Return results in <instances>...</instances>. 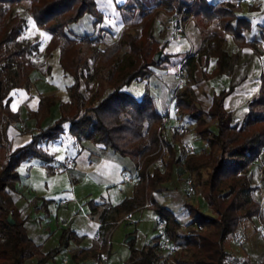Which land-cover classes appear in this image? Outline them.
<instances>
[{
    "label": "trees",
    "instance_id": "1",
    "mask_svg": "<svg viewBox=\"0 0 264 264\" xmlns=\"http://www.w3.org/2000/svg\"><path fill=\"white\" fill-rule=\"evenodd\" d=\"M23 1L26 0H0V117L11 89L30 88V73L35 67L30 55L32 43L16 41L23 32L25 18L14 13L13 6ZM27 1L35 24L50 34L44 47L45 55L49 56L52 50L59 48V62L74 81L68 87V107L61 109L60 116L47 130L33 134L26 144L9 150L4 141V126L0 125V191L15 189V183L20 179L18 167L25 160L39 158L44 162L47 173L53 172V155L40 143L58 138L63 130L62 122L67 120L72 135H82L129 157L137 169L138 179L132 195L116 205L107 206L99 214L101 252L94 254L99 262L102 261V253L108 250L107 236L111 229L124 213L143 206L149 199V207L165 220L167 235L181 247L173 253L176 264H230L229 253L224 247L225 239L235 234L242 218L260 217L262 213L261 203L252 197L255 188L249 167L264 148V86H260L259 95L250 101L249 111L239 124L233 122L231 112L224 108V100L231 88L214 95L210 108L204 110L193 89L188 84L181 87L174 98L177 116L194 120V132L207 144V150L192 154H180L176 149L175 143L182 134L172 132L171 137L164 135L162 113L156 108L150 91L146 89L142 98L137 99L126 88L133 81L152 75L153 67L159 68L161 62L168 59V54L164 53L159 60H154V54L166 46V42L160 45L154 36L159 10L181 11L186 7L184 21L188 15L194 14L202 37L208 41L204 49L206 54L217 55L218 60L224 55L220 47L224 39L209 34L207 22L198 15L200 10L204 7L215 9L220 26L230 32L238 44H244L241 30L249 27L248 21L237 18L232 6L227 3L211 7L203 0H158L157 6L151 9L142 3L135 7L126 3L117 4L121 9H138L140 19L126 24L119 36L102 48L101 40H95L90 34L82 35L79 41L68 35L70 24L79 21L85 14L94 17V26L103 20L96 0ZM134 27H139V34L133 33ZM211 40L213 46L210 45ZM123 47L125 51L121 52ZM84 69L88 70L87 74L83 73ZM218 69L213 74L222 71V68ZM93 79L97 81V88L91 96H85L82 84H88ZM52 102L50 95L41 100L36 115L40 114L41 118L47 115ZM213 123L216 131L211 129ZM162 147L168 154L163 170L157 167L150 170ZM178 165L189 172L207 169L201 195L213 214L208 215L186 203L191 222L197 227L184 236L177 233L181 223L175 214L153 196L155 186L168 181L173 168ZM101 205L91 203L90 209L97 213ZM9 212L15 219L14 224L7 220ZM25 236L24 219L11 207L3 205L0 199V264H26V260L33 257L37 258L36 264H44L53 260L55 253L59 252H43L39 245L25 243ZM159 250L158 235L141 248L134 247L130 242V255L125 264H157L162 257ZM83 251L78 256H83Z\"/></svg>",
    "mask_w": 264,
    "mask_h": 264
},
{
    "label": "rangeland",
    "instance_id": "2",
    "mask_svg": "<svg viewBox=\"0 0 264 264\" xmlns=\"http://www.w3.org/2000/svg\"><path fill=\"white\" fill-rule=\"evenodd\" d=\"M191 1V0H190ZM28 1H23L20 5L13 6V12L23 16L25 18V25L22 34L16 39L17 42L23 43L28 41L32 43L31 57L32 61L36 64H41L45 59V51H43V45L46 42V37L42 32L48 33L41 27H38L32 19L28 10ZM97 9L106 11L105 13L110 16L112 12L104 7H98L100 0H96ZM99 3V4H98ZM141 3L137 2L136 4ZM128 4V3H127ZM129 6L133 4H128ZM144 5V4H143ZM145 6V5H144ZM103 8V9H102ZM107 9V10H105ZM172 11L159 10L155 20L154 36L164 42V40H175L171 31L167 28L169 25L170 14ZM101 12V11H100ZM94 17L91 14H85L78 23L70 24V31H73L75 35L82 36L85 31L90 29V35H97V32H93L91 29L90 20ZM140 19V14L137 11L129 14L127 11L123 12L122 17L117 16L114 23H110L107 28L105 41L102 40L100 46L103 48L105 44L111 42L112 39L121 30L122 24L131 22H137ZM102 22V21H101ZM91 27V28H90ZM102 30V29H101ZM133 33L139 34V27L132 28ZM86 34V33H85ZM190 38V35L187 33ZM92 36L95 40L98 37ZM81 39H77L78 41ZM188 39V38H187ZM10 44H13L11 42ZM234 49V47H233ZM165 50H168L165 48ZM125 51V47L121 52ZM232 64L238 62V55L233 51L231 57ZM92 63V59L89 60ZM202 61H200V64ZM165 70H169L165 67ZM240 66L237 65V68ZM189 65L186 64L185 72L182 73V77L185 82L191 81L188 74ZM242 69L234 70L236 77L235 81L236 90L240 95L232 94L228 99V106L233 111V117L235 123H240L245 115V111L248 108V102L257 89V81L254 80L250 85L244 84V80L247 79V70L243 69V73H238ZM232 71V70H231ZM172 72V71H170ZM249 72V71H248ZM84 74L88 73L87 69L83 70ZM165 73V71H161ZM158 79V78H156ZM165 82V78L160 77ZM177 79V78H176ZM195 79L200 81L201 75L199 69L195 70ZM158 81V80H156ZM206 81L199 84L200 92L198 96L203 99L209 98L214 92V88L220 86H227L228 81L216 80V82ZM256 83V84H255ZM97 88V81L95 79L90 80L88 84H82L81 90L85 96H91ZM146 89L149 90L145 80L133 81L127 86L126 90L134 95L137 99H141ZM201 91L203 94H201ZM173 94V93H172ZM205 96V97H204ZM172 100V96H167ZM168 102V103H169ZM167 103V104H168ZM159 108V105H158ZM0 122L4 124V106L2 108ZM11 122L16 123V118L9 119ZM178 122L183 126L185 132L188 134V138L194 146L195 152L207 150V144L201 140L193 130L194 121L188 117L178 118ZM214 128V126H212ZM190 133V135H189ZM167 137H171V133L165 130ZM178 147V143L175 144ZM111 149H108V152ZM78 153V154H77ZM77 157L75 162L72 160L70 166H63L57 169L58 174L47 173L45 170L41 172L39 166H32L31 177L26 175V171L21 169V179L15 183L17 194L21 195L19 198L18 209L13 205L12 196L4 190L0 191V199L3 205H7L12 208L15 214L23 215L24 228L26 236L24 242H32L31 237L40 235L42 238L48 236L47 245L44 244V248L51 250H59L55 253L53 260L50 263L53 264H103L99 262L94 256L95 253L101 252L100 239H94L95 232L98 227L99 216L93 213L90 209V204L98 201H109L111 204L116 205L121 202L130 189H133L134 184L130 181L123 179L121 173L120 164L123 159H113L108 153H105L98 163L89 164L86 152L81 147L76 149ZM264 153L250 165L249 170L252 176L254 190L252 197L264 198V186L261 181L264 177ZM70 160V159H69ZM67 159L65 163H67ZM64 163V164H65ZM124 163V161H123ZM130 176L131 172L127 170ZM207 169L202 168L200 172H189L182 166H177L174 169L173 177L167 184H158L155 186V190L162 191L164 187L168 190L179 189L183 194V202L180 204L178 210H176L177 216L180 218V227L177 229V233L180 236L189 234L194 230L197 225L191 222V218L188 217L186 203H190L193 206L198 207L200 210L208 215H213L208 205L200 196L202 181L206 177ZM50 176L48 183L46 176ZM192 176L196 179V189L198 193L194 196H189L183 191L184 179L186 176ZM52 176V177H51ZM51 185V186H50ZM154 190V191H155ZM263 195V196H262ZM129 197V196H128ZM150 200L145 201V204ZM108 203H104L99 211L107 208ZM146 207L136 210L134 212V218L136 223L131 221H123L121 224L114 226L111 233L107 236L106 246L110 254L111 264H125L130 255V242L136 248H141L146 244L152 242L153 238L158 235L157 230V218L155 217L154 210L145 205ZM148 206V207H147ZM263 211V210H262ZM261 220L264 221V213H261ZM65 222V224H64ZM256 216L251 218H242L237 226L235 234L228 235L224 241L225 250L229 253L228 262L230 264H260L264 261V237H262L256 227ZM64 224V225H63ZM31 236V237H30ZM132 236L131 239L129 237ZM42 241V240H41ZM76 244L81 245L83 256L75 255L72 247ZM68 245L70 247L68 248ZM67 248V249H65ZM181 247L175 250H179ZM87 249V250H86ZM63 252H60L62 251ZM65 250V251H64ZM67 250V251H66ZM173 252H167L160 249L159 254L162 256L157 264H176L174 261ZM187 260V259H185ZM26 264H36L35 258H28Z\"/></svg>",
    "mask_w": 264,
    "mask_h": 264
},
{
    "label": "crops",
    "instance_id": "3",
    "mask_svg": "<svg viewBox=\"0 0 264 264\" xmlns=\"http://www.w3.org/2000/svg\"><path fill=\"white\" fill-rule=\"evenodd\" d=\"M182 1L190 2V0H182ZM203 1L209 4L211 7H214L220 3H227L229 4V6H232L233 13L237 18H242L248 21L249 27H246L241 30V35L244 38V44H238L236 40L233 38V35L230 32L224 30L220 26L218 22L219 15L214 11L215 9L204 7L200 10L198 15L202 17L204 21L207 22L206 29L210 35L215 34L224 39L222 46H220L222 52H224L223 57L221 59L219 58L218 60L217 55L206 54V51L204 49L208 41L206 39L204 40V38L202 37L200 26L196 21V17L194 16V14H190L186 18V31L190 35V38L188 36L187 37L188 39L183 38L181 40H164V42H166V46L163 49H159L162 50V55L160 56V58L164 56V53H166L168 54V59L166 61H162L159 68L153 67L154 71L152 75L146 76L145 78L139 81L145 80L147 86L149 87L150 94L154 98L156 108L163 114L167 106V103L169 102V98L167 96H172V92L177 84L176 78H177V69L179 63L181 62L184 56H187V54H189L187 56V60L185 64L183 65L182 73L184 74L185 66L186 64H188L189 65L188 74L190 76L191 81L189 83L185 82V84H188L193 89L196 98L201 102V107L204 110H208L212 104L214 95L218 94L223 89L227 90L231 88L230 93L226 96L224 100V108L227 111L231 112L233 117V111L229 108L227 102L230 96H234L232 94L236 90L237 82L235 81L236 77L234 75V70L240 68L242 69V71L240 70L238 73H243V69H245L247 70L248 76L243 83L246 85H250L252 82H254V80L257 81V89L255 93L251 95L252 97L248 102V108L245 111V115H244L245 118L247 112L249 111L250 101L259 95L260 86L262 85L264 86V75L262 74L264 59L262 60L259 57L260 54H264V0H203ZM137 2H141L142 4L145 5L146 8L151 9L157 6L158 0H100V4L98 3L99 4L98 7L107 8L112 13L110 16H108L105 13L106 11L100 10L103 14V20L102 22L98 23L96 26L92 24L94 18L90 20L92 27L91 30L93 32H97V35L93 34L92 36H99L98 38L101 41L102 40L105 41L107 31L104 28H107L110 23H114L117 16L122 17L123 12L126 11L129 14L133 13V11L139 12V10L136 8H133L132 10L125 8L122 9L118 8L117 4L121 5L123 3L126 4L130 3L136 6ZM79 21L75 23H78ZM124 27L125 25L122 24V27L120 29L122 30ZM121 30L112 39V41H114L119 36ZM90 32H91L90 29L88 31H85L86 34H89ZM42 33L46 37V42L43 45V51H44V47L47 41L49 40L50 34L46 32H42ZM68 35L70 37H75L76 39H79V37H81L75 35L73 31L70 32L68 31ZM164 42L162 43L160 42V45H162ZM209 42L210 45L213 46L214 42L212 40ZM165 48L168 50H165ZM221 50H216V52H220ZM233 51L238 55V62L235 63L234 65L232 64L231 61ZM59 56H60V50L59 48H55L54 50H52L49 56L45 57V59L41 64H36L32 61L35 67L30 73V78H31L30 88L26 89L23 87H15L11 89L10 92L8 93L4 101V124L0 122V125L4 126V141L8 145L9 150H12L17 146L26 144L32 139L33 134L47 130L49 125L52 124V122L60 116L61 109L68 107V103L70 102L68 87L73 83L74 78L70 73L65 72L63 70L59 62ZM200 61H202L201 64ZM163 64L165 65V67H168L169 70H165ZM237 65L240 67L235 69ZM218 68L219 69L222 68V71L213 74V71ZM197 69H199V73L201 75L200 81L195 79V70ZM161 71H165V73H161ZM162 76L165 78V82L160 79V77ZM221 79L222 80L226 79L228 81L227 86H220V87L216 86V88L213 89L214 92L210 95L209 98L203 99L202 97L198 96L197 93L200 92L199 84H201V82H206L211 80L213 82H216V80H221ZM201 94H203L202 91ZM234 94H236V96H243L240 95L239 92L237 93L235 92ZM48 95H50L51 100L53 102L51 105L48 106V114L41 118L40 114L36 115V112L39 109L40 101L44 100ZM11 118H16L17 122L16 123L11 122V120H9ZM0 119L2 118L0 117ZM243 120L241 122H243ZM174 122L175 121L172 120V123ZM233 122H234V117H233ZM62 126H63V130L58 138L50 139L48 141L40 143V145L47 152L53 155L54 160L52 162V166H53L54 174L59 173L57 172V169L65 165L64 163L66 159L67 160L72 159L75 162V159L78 154V153L76 154V149L81 147L82 149L85 150L89 164L91 165L95 164V162L98 163V161L103 156H105V153H108L113 159L116 160L123 159L124 163L122 161V163L120 164V169H121V173L123 174V179L130 181L132 185L135 183V181L138 178V174H137L136 165L132 159H130L127 156H122L118 153H115L112 149L106 152L110 148H106L101 143H95L90 139L83 137L82 135H78V136L72 135L69 131L70 122L67 120H64L62 122ZM212 126H214V128ZM211 129L214 131L217 130L215 123L211 125ZM175 147L177 149L176 145ZM263 153H264V148L262 149L260 155ZM258 158H256L254 162ZM263 161H264V156H263ZM34 165L39 166L41 172L45 170L47 174L46 168L44 167V162L39 158H32L30 160L23 161L18 167L20 179H21V173H20L21 169L26 171V175L28 177H31L32 166ZM176 167L177 166L173 168V172ZM127 170L131 172L130 176L128 175ZM161 170H163V168ZM173 172L171 178L168 181H164L160 184L164 185L170 182L173 177ZM49 179L50 176L48 177L47 175L45 179L46 181L44 182L48 183ZM261 181L264 186V177L263 179H261ZM254 185L257 184L254 183ZM161 190L162 191H158V192L157 190L153 191L154 198L159 203L169 208L175 214L176 218L180 220V218L176 214V210H178L180 204L183 202L182 200L183 194L179 189L168 190L167 187H164ZM4 191H6L12 196L13 205L16 206V208L18 209V203L20 201L19 198L21 197V195L19 194L18 196L16 188L13 190L6 188L4 189ZM132 193H133V189H130L129 193L126 194L125 198L131 196ZM203 200L207 204L206 200L205 199ZM255 200L261 203L263 210L262 213H264V198L262 200H260V198H255ZM95 203H100L102 205H104V203H108V205H113L109 201L107 202L98 201ZM145 205L150 206L149 203H146L135 210L129 211L131 213V217L121 218L115 224V226L121 224L123 221H131L136 223V219L134 218V212L136 210L146 207ZM101 210L96 213L98 214V216ZM19 212L20 214H22L21 213L22 211ZM125 214L126 213H124V215ZM187 214L188 217H190L188 209H187ZM20 217L23 218V215H21ZM155 217H158L156 213H155ZM109 233H111V231ZM99 236H100V222L98 221V227L95 232L94 239H99ZM31 239L33 243L40 246V249L43 252L51 251V249L43 247L44 244L47 245L48 236L42 238L40 235H38L36 237H31ZM69 247L70 245H68V248ZM72 250L75 255H78V253H80V251L82 250L81 245L76 244L75 246L72 247ZM60 252H63V250ZM79 257L80 256H77V258ZM33 258L37 259L36 257ZM109 262H110V254H109ZM44 264H53V263H50L48 261Z\"/></svg>",
    "mask_w": 264,
    "mask_h": 264
},
{
    "label": "built area",
    "instance_id": "4",
    "mask_svg": "<svg viewBox=\"0 0 264 264\" xmlns=\"http://www.w3.org/2000/svg\"><path fill=\"white\" fill-rule=\"evenodd\" d=\"M185 9L186 7H183L181 11L174 10L170 14L169 25L167 26V28L171 31L175 40H181L183 38L188 37L186 31V22L184 21L183 18V11ZM188 55L189 54H187V56ZM187 56H184L181 62L179 63L177 69V84L172 92L173 93L172 100H170V102L167 104L165 111L162 114L163 128L165 130L170 131V133L177 132L178 134H182L180 140L177 142L178 143L177 150L180 154H192L195 152L194 146L188 138V134L185 132L183 126L178 122L177 106L174 104V98L177 91L185 84V81L182 77V68L187 60ZM259 57L260 59L263 60L264 54H260ZM262 74L264 75V65H263ZM172 120H174L175 122L172 123ZM166 157H167V150L165 147H162L160 155L151 164L150 170H152L154 167L162 169L164 167ZM71 164H72V160L70 159L67 161V163H65V166H70ZM184 182L185 183L183 186V191L187 195L194 196L198 193V190L196 189L197 182L196 179H194V177L188 175L185 177ZM129 217H131L130 212L126 213L123 218H129ZM254 226L256 227L258 233L262 237H264V221L261 220L259 216L256 217V222ZM157 230L159 236V248L167 252L175 251L178 248V246L167 235L165 231V220H163L159 216L157 218ZM102 262L103 264H110L108 251L102 253Z\"/></svg>",
    "mask_w": 264,
    "mask_h": 264
},
{
    "label": "water",
    "instance_id": "5",
    "mask_svg": "<svg viewBox=\"0 0 264 264\" xmlns=\"http://www.w3.org/2000/svg\"><path fill=\"white\" fill-rule=\"evenodd\" d=\"M162 55V50H158L155 54H154V60H159L160 56ZM7 220L9 223L14 224L15 223V219L13 218L12 212H9L8 216H7ZM132 236L129 237V239H131Z\"/></svg>",
    "mask_w": 264,
    "mask_h": 264
}]
</instances>
